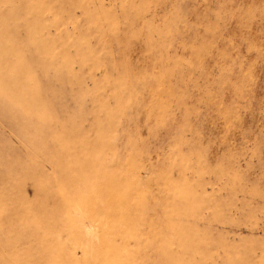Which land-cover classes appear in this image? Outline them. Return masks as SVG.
Returning <instances> with one entry per match:
<instances>
[{"label": "rangeland", "instance_id": "374dc122", "mask_svg": "<svg viewBox=\"0 0 264 264\" xmlns=\"http://www.w3.org/2000/svg\"><path fill=\"white\" fill-rule=\"evenodd\" d=\"M0 264H264V0H0Z\"/></svg>", "mask_w": 264, "mask_h": 264}]
</instances>
